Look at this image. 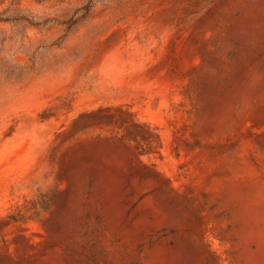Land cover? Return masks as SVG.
I'll return each instance as SVG.
<instances>
[{"label": "rangeland", "instance_id": "1", "mask_svg": "<svg viewBox=\"0 0 264 264\" xmlns=\"http://www.w3.org/2000/svg\"><path fill=\"white\" fill-rule=\"evenodd\" d=\"M0 264H264V0H0Z\"/></svg>", "mask_w": 264, "mask_h": 264}]
</instances>
